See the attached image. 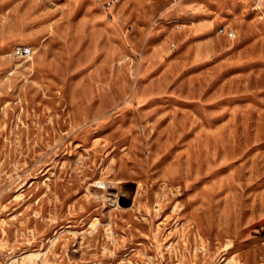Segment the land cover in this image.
<instances>
[{
	"label": "rangeland",
	"instance_id": "374dc122",
	"mask_svg": "<svg viewBox=\"0 0 264 264\" xmlns=\"http://www.w3.org/2000/svg\"><path fill=\"white\" fill-rule=\"evenodd\" d=\"M107 1L0 0V264H264V0Z\"/></svg>",
	"mask_w": 264,
	"mask_h": 264
},
{
	"label": "built area",
	"instance_id": "2783aa9c",
	"mask_svg": "<svg viewBox=\"0 0 264 264\" xmlns=\"http://www.w3.org/2000/svg\"><path fill=\"white\" fill-rule=\"evenodd\" d=\"M120 0H109L105 4L106 9H111L115 7ZM221 34L227 35L229 39H234L236 37V33L233 31H228L225 28L220 30ZM171 51H174V45H171ZM15 56L19 59L29 61L32 58V49L30 47H18L15 50Z\"/></svg>",
	"mask_w": 264,
	"mask_h": 264
}]
</instances>
